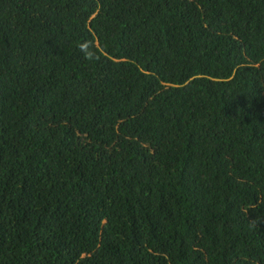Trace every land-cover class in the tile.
Here are the masks:
<instances>
[{
  "label": "trees",
  "instance_id": "trees-1",
  "mask_svg": "<svg viewBox=\"0 0 264 264\" xmlns=\"http://www.w3.org/2000/svg\"><path fill=\"white\" fill-rule=\"evenodd\" d=\"M0 264H264V0H0Z\"/></svg>",
  "mask_w": 264,
  "mask_h": 264
}]
</instances>
